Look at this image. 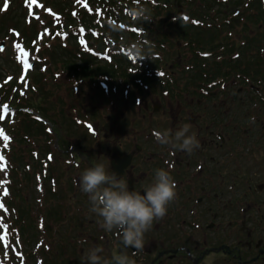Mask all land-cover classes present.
Returning a JSON list of instances; mask_svg holds the SVG:
<instances>
[{
	"label": "rangeland",
	"instance_id": "rangeland-1",
	"mask_svg": "<svg viewBox=\"0 0 264 264\" xmlns=\"http://www.w3.org/2000/svg\"><path fill=\"white\" fill-rule=\"evenodd\" d=\"M242 1L240 7L235 9L232 8L231 0H223L222 2L228 4V6L224 8L226 9V13L236 14L238 10L241 11L243 9L248 0ZM77 2L82 4V0H77ZM261 3H264V0H262ZM39 4L40 2L38 0H36L35 4H31L30 0L29 2H26V0H12L11 3L9 1L8 20L3 33L0 34V49H2L0 50V93L5 92V89L10 87L9 85L12 82V78H17L24 82L25 76L30 72L32 73L38 63V61L35 62L36 60L33 50H23L20 46L21 41L13 40L9 42L11 38L19 39L11 28L14 26L20 29L25 28V26L22 27L23 23L18 19L14 21L16 16L12 17L13 14H18V12L19 14L22 13V10L17 8H25L26 17L29 16L33 19H37L38 16H40L38 21L45 18L50 24V32L52 31V28L58 26L57 18L48 11L43 10V8L41 9ZM5 5L7 6L6 0H0V9ZM184 5L185 3L177 0L176 11L180 13ZM116 11V9H112L114 14H116ZM81 13L82 12H78L75 17L78 18ZM86 14L94 18L90 11L86 12ZM98 15V11L95 12V16L98 17ZM228 19L229 17H226L223 20L227 21ZM104 20L105 19L100 21ZM115 20H117V16L115 17ZM34 21L35 22L30 20L34 25L40 24V22L37 23V20ZM110 23L111 22L109 21L106 25ZM156 25L157 24L151 20V27H155V40L160 41L161 44H165L163 49L165 57H163V60L159 64L155 66L152 64L149 65V74L154 75V73H157V69L158 72L161 70L167 74L172 73L177 79L175 81L173 92L179 93L180 91L179 94L170 95L169 93L165 94L162 91L163 89H170L166 85H163L162 88L160 87L164 81L165 74L157 77L155 79L156 83H151L150 86L141 85L142 87L140 86L139 89L136 87L119 86H116V88L107 87L105 89L104 86L98 84L97 81L102 80L106 83L109 77L101 76L96 77L90 83H87L86 80L79 81V83L73 81L72 78H66L64 74L61 75L60 72L56 70L53 71L56 73V77L51 76V78L49 77L51 72L46 71L45 73H41L39 70L37 71L39 73L37 76L39 77V81L37 82L43 86V90H47V93H44L46 101V118L52 120L51 125L56 127L57 135H55V137L57 136L58 142L63 149L68 145V142L70 143L73 141L75 143V140H77L80 151L89 154L93 159L94 164L97 162H103L107 168L109 167V154L105 153V150H109L110 146L114 145L116 148L118 147L120 149L119 153H123L126 150L125 148L129 141V137H135L137 134L136 129L139 128V121L144 122L146 125L147 120L149 119L148 122H150V126L155 127L157 125L163 129L164 126L168 127L171 125V129L175 131L183 124L188 123V115L193 116L195 122L205 119V121L207 120L205 123H207L213 120H227L237 112L238 98H241V100L244 101L246 96L243 93L234 90L239 86V83L234 80L229 81L228 78L220 79L217 75H209L207 77L209 83L195 81V84L190 83L185 87L186 89H194L193 93H186L185 88L180 90V84L186 82L187 78L191 77L189 71L191 67L190 63L193 61L189 59L190 48L185 43L178 46L179 40L175 38L177 36L172 27ZM156 27L158 28L156 29ZM235 27L236 26H233L225 32L221 30L219 36L222 37L225 34L230 40H236V38L239 37V30L238 27ZM109 30V27H106V32ZM52 33L54 34L56 32L53 31ZM60 36L61 34L59 37ZM78 37L80 39L78 42L80 46H78V48L82 49L83 44L80 34H78ZM52 42H56L55 44L57 47H65L67 49L75 48L73 41H63L62 38L61 40L58 39ZM17 45H19V47H17ZM202 50L206 49L203 47ZM193 51L198 54V50L194 49ZM158 52L161 56V51L159 50ZM205 52H207L208 55L206 57H201V59L210 57V52ZM92 53L95 55L94 59L96 62H98V60H100V62L105 61V59L100 58V56L110 54L109 49L106 47H103L100 50V56H98L99 52H97V50H93ZM47 54L49 55V53ZM43 55L45 59H39V63H43L46 68L49 64V57L48 55H45V53H43ZM24 56L28 58L27 64L30 65L28 68L25 67V63L21 62ZM58 56H55L54 58H57ZM243 57L244 55L242 54V58ZM129 58L134 60V56L129 55ZM230 58V56H225V61L228 59L231 60ZM135 64L136 63L132 65L130 63L134 71L137 70V65ZM225 68L228 69V67ZM39 69L42 70L41 67H39ZM31 73L28 77L30 79L32 78ZM210 73L215 74V71L212 70ZM201 76L203 79L204 74ZM8 79L10 81L7 83ZM156 84L158 87H153ZM201 88H207L208 91L210 89V92L214 93L221 89H224L225 91L223 92L224 94L222 93L218 95V92H216V96L211 94L204 97L201 96V93L199 92ZM114 89H117V91H112ZM242 89L250 92V86ZM12 90L13 88L10 87L11 92ZM24 90V87L18 86L17 94L14 98L15 102L18 101L21 103L20 99L26 94V91L24 93ZM124 90L128 93L127 96H125ZM133 94L136 98H132L131 101V95ZM8 96L11 97L10 94ZM196 99L201 100V102L199 104L196 103ZM212 101L215 103L216 113L209 110V108L203 109L202 107V105H208ZM143 104H146L145 107ZM3 109V111L0 109V133H2L0 134V146H3L5 142L8 143V139H5V137L8 138L7 130L11 126H17L18 123H16V121L22 116L21 114L16 115V112L5 107H3ZM218 111L223 113L218 114ZM214 114L218 117L217 119L213 118ZM243 120H245V117L242 121ZM82 122H84L88 128H90L92 124L98 137L92 138L94 136L86 132L84 129L85 127L82 126ZM160 123H162V125H160ZM44 124L50 125L49 123ZM47 125L44 127V133L47 130ZM201 125H204V123ZM191 129L193 131L192 126ZM201 131L203 134V128ZM13 137L14 132L10 135L11 142L14 140ZM51 137L52 135H50V133H45L43 135L34 134L29 138V143L26 146H14V150H17V154L19 155L24 170L27 171L28 180H25L24 182L19 174L14 177L19 183L17 189L20 190L21 197L24 198L29 207H32L31 215L35 219L39 218V215L43 216V222L44 225H46L45 229L43 228L44 232H46V236L51 235L46 239V242L48 244L51 242L55 253L52 258L47 259L51 260L53 264L54 262L58 264L59 258L61 260L62 254H64L66 258L61 264H81V257L84 254L85 249L93 246L96 242H94L93 239H89L87 240V244L81 245L78 241L84 239L83 236L88 239V234L90 236H96L100 232L96 223L97 219L100 218L89 212L87 196L80 191L79 185H77V187L71 186L73 184L71 177L76 174L79 176V173L85 168H83L82 165L79 168H72L70 167V164H66L65 159H69L68 152L67 155L65 154L64 156L55 152L53 137ZM141 141V136H138L139 145L144 144ZM46 151L52 153V161L48 164L44 154ZM119 153L117 154L119 155ZM33 154H35V156ZM4 157V152H0V158H2L0 159V204L3 205V207L0 208V237H4L3 239H0V264H24V260H22V250L24 253L34 255L33 262L31 258L28 260L29 264H43L41 261L42 255L39 253V245H37L36 242L40 237L42 238V242H45L43 231H41L42 229L37 228L38 232L34 236L21 235V239L17 232L12 231L11 222L8 218L14 216L15 212H12L11 209H7L4 204L6 199L10 196L8 193L7 195L4 194L6 190L5 187H7V183L9 182V180L6 179V174H8L7 172L9 171L10 163L8 166V161L6 163V158L4 159ZM38 160L40 161V164ZM258 160L259 158L257 157L253 162H257ZM31 164L33 170L35 169L34 174L30 170L31 168L29 165ZM49 169L52 170V172L54 171V173L51 175V179H47L45 182V175L48 173ZM75 169L76 171H74ZM256 170L258 172V180L264 181V166H260V169L256 168ZM145 180L146 178L144 179L143 184L148 182V178L146 182ZM41 182H43L44 187H49L50 189L54 188V190L56 189V191L53 192L54 197L52 198L54 199L52 201L49 200V197L42 198V192L45 188H43V186L41 187ZM263 197L264 191L260 194H256L257 200H260ZM262 207L264 208V206ZM49 208L55 209V213L51 214L50 217H48L46 212ZM79 208L82 209V213L86 211V215L81 214V211H77ZM159 221L163 222V218ZM38 222L40 223L39 220ZM5 225L8 226V229L7 227H4ZM162 228H165L166 231ZM176 233L177 230L175 229V226L170 223L159 224L156 230L151 229L146 234L157 239H166L168 236H173ZM100 246L103 247V244ZM103 249L105 250V247ZM100 255L104 258L111 259L114 253L111 254L110 252L103 251ZM26 263L28 264L27 261Z\"/></svg>",
	"mask_w": 264,
	"mask_h": 264
},
{
	"label": "flooded vegetation",
	"instance_id": "flooded-vegetation-1",
	"mask_svg": "<svg viewBox=\"0 0 264 264\" xmlns=\"http://www.w3.org/2000/svg\"><path fill=\"white\" fill-rule=\"evenodd\" d=\"M263 50L264 46L257 48L255 44L248 57L256 59ZM262 75L252 73L250 77ZM241 80L239 73L236 78L239 86L234 90L243 93L246 99L238 98V109L232 117L205 123V119L195 122L188 115L191 132L201 144L191 155L180 150L172 155L168 146L159 144L154 131L171 129V125L164 129L150 126L149 119L146 125L139 121L137 134L129 137L123 153L114 145L105 150L109 154V171L123 176L129 190H141L143 194L144 179L150 182L155 169L170 172L176 183V197L168 205L163 222L154 221L152 229L172 223L177 233L166 239L145 233V247L136 252L134 247H121L116 230L105 232L96 222L100 233L88 234V240L93 239L94 245L103 244L104 251L114 255L123 251L136 264H264V197L256 199V194L264 191V181L258 180L256 170L264 166V88L244 82L250 86V92L244 91ZM193 91L187 89L186 93ZM224 91L216 92L220 95ZM199 92L204 97L216 96L210 90ZM202 107L216 113L213 101ZM213 118L218 117L214 114ZM138 136L143 145H139ZM76 146L78 160H83L81 165L86 168L94 164L89 154L80 151L78 143ZM257 157L259 160L253 162Z\"/></svg>",
	"mask_w": 264,
	"mask_h": 264
},
{
	"label": "trees",
	"instance_id": "trees-1",
	"mask_svg": "<svg viewBox=\"0 0 264 264\" xmlns=\"http://www.w3.org/2000/svg\"><path fill=\"white\" fill-rule=\"evenodd\" d=\"M9 1L11 3L12 0H7L8 5L5 8L0 9V34L3 33L6 27V22L8 20L7 18L9 14ZM180 1L182 3H185L182 8L184 18H174V14L169 13L170 10H174L177 7V0H139L140 3L150 9L151 14L153 15L151 20H153L157 24L156 26L163 25L166 27H172L177 36L175 38L179 40L178 43H185L188 45V47L190 48L191 61H198V58L196 57L193 51L194 49L201 51L204 47L208 52L212 54L210 56V60L212 61L215 57H219L224 53L234 51L232 42L229 43V41H220V39L218 38H211V36H216L217 31L220 30V19H217V17L223 15V13L220 11L221 9L219 8L220 0ZM40 2L43 10L53 13L59 17V28L63 30L66 34V37L62 38L63 41H73V38L75 37L73 32L76 30V27L79 24H81L85 28H96L98 31H101L99 33L105 31V21H101L98 23L94 20L92 16H88L85 13H81L78 18H76L75 15H71L72 10H74L75 7L73 5V2L70 0H40ZM240 2L241 0H231V4H233L232 7L236 8V6L239 5ZM136 3L137 0H86L87 7H90L91 9H94L95 7H100L104 11V16L102 19L111 17L115 20V17L117 16V21L119 22V25H122L121 28L125 29H120L119 27L115 26V24H111L113 27L110 28V30H113L114 34H118L119 37H122L119 38L120 41H126V44H130L136 41L138 39V36L140 35L139 29L138 32H136L128 28V26H133L128 19V9L131 6H134ZM213 6H215V8H213ZM249 7L255 8L253 3H249ZM113 8L117 10L116 14L112 12ZM17 9H21L22 13L19 14L18 12V14H13L12 17L16 16V18L11 19H14V21L18 19L23 23L22 27L25 26V28L20 29L14 26L11 29L17 32L18 37L22 39L23 43H25L30 48V50H33L38 63L36 64V68H34L35 70L31 73L32 78H28V87L26 90V95L20 99L21 103H19L18 101V103L13 102L11 99L16 96V92L15 94H12L11 98L8 96L11 92L10 87H13L14 85L13 81L9 85L10 87L5 89V92L0 93V101L10 103V106H14L18 112L23 111V109L32 110L37 113L39 117L48 121L50 124L48 126L49 130L45 133H50V135H52L53 141L56 140V146L60 149V143L58 142L57 136L55 137V135H57V129L55 126L51 125L52 120L46 118V101L44 93H47V90H43V86L37 82L39 81V77H37L39 74L37 72L38 70L41 73H45L46 71L51 72L49 76L50 78L51 76L56 77V73L53 72L56 70L60 72L61 75L64 74L66 78H72V80L75 82L86 80L87 83H90L96 77L103 76L109 77L107 83L117 85V80L120 77H125L124 82H130L132 81V79L130 78L125 81L128 73L125 72V69H123V71L121 70L122 72L119 71L121 67L123 68V60L119 61L117 58H115L112 63L94 65L92 62V57L89 54L80 51L74 41L73 43L75 44V48L67 49L65 47H57V45L55 44L56 42L52 41L58 40V36H50L46 33V31L50 28V24L47 22V20H44V23L37 27L36 24L35 26L34 23L30 22V20H32L31 18H27L25 16L24 9ZM123 10L127 11V13H121V11ZM161 11L164 12V14L160 13ZM78 12H81V10H79ZM209 18H212V20H210ZM151 20L147 22L142 21L141 27L146 31L147 38L153 43H155L156 47H159V43L154 40L155 27H151ZM32 21L35 22L34 20ZM231 21H233L231 22L232 25L237 22V24L240 23L244 26L251 24L255 26L256 24H260L263 27L264 12L260 10L259 4L254 13L249 12L248 8L245 7L239 15H233ZM99 24L101 26H99ZM109 25L110 24H108V26ZM222 25H224L223 22L221 23V26ZM157 28L158 27H156V29ZM260 29L261 28L259 27L256 29V31L259 32L257 35L259 37H263L264 31ZM260 39L262 40V38H259V40ZM99 40L100 39H98V41ZM110 41L113 42L115 41V39H111ZM34 42H39V45L35 47L36 45H34ZM99 43L100 42H98L97 44ZM221 49L222 52L220 51ZM43 53H45V55H48L47 53H49V64L48 66H46V68L43 67V70H40L39 59H45ZM55 56L58 57L54 58ZM145 60H147V58ZM212 63L217 67L219 73L226 72L223 70V68L219 69L215 62ZM225 63L228 65V67H230L231 70L239 69V66H237L238 64L236 65L234 60H227L225 61ZM243 64L241 63L240 67L242 65L245 66L246 63ZM8 97L9 99H11V102L8 101ZM13 131L14 140L12 142V146L10 145V156L14 161V166L13 168H10V177H12V180L14 182L13 187L16 188L17 184L15 182L14 176L19 174L24 182L28 179V176L27 171L24 170L19 155L17 154V150H14V146L22 145V147H24L29 143V138L32 137V135H43L45 133L43 132L44 125L42 124V121H36L32 118H29L26 114L23 118L19 120L18 125L15 127V129H13ZM54 151L60 153L56 148H54ZM48 162L50 163V161ZM53 173L54 171L52 172V170L49 169L48 173L45 175V180L51 177ZM45 197H49L50 201L54 199L52 198L54 197V193L50 191L49 187H45ZM6 205L8 209H11L13 212H15L14 218H11L12 231L17 232L20 239L21 235L33 236L35 229L34 218L30 213V207L25 202L24 198L21 197L20 190H17L16 192L12 193L11 198L6 201ZM46 212L47 215L50 216L51 213H53L54 211L49 208L46 210ZM24 254V258L27 261L32 258L31 254ZM47 258H51L50 251H43L42 260L44 264H51L52 262H50V260H48Z\"/></svg>",
	"mask_w": 264,
	"mask_h": 264
},
{
	"label": "clouds",
	"instance_id": "clouds-1",
	"mask_svg": "<svg viewBox=\"0 0 264 264\" xmlns=\"http://www.w3.org/2000/svg\"><path fill=\"white\" fill-rule=\"evenodd\" d=\"M152 17L150 9L139 0L128 9L130 23L140 32L136 41L125 45L130 50L129 54L135 57L136 64L146 58H155L153 50L156 44L147 38L146 31L141 27L142 21H150ZM109 26L113 27L111 24ZM190 129L191 125L185 123L175 131L168 129L154 131L153 134L159 144L172 150V155H175L176 150L191 155L201 144ZM78 185L87 196L89 212L100 218L97 221L99 226L109 233L116 230L121 247H134L136 252L144 249L145 233L152 229L154 221L166 215L168 205L176 197V183L170 172L163 168L155 169L151 181L142 185L143 194L141 190H129L126 179L110 172L103 162L91 164L79 173ZM78 243L84 245L88 241L81 239ZM103 251L99 245L88 247L81 257V264H136L123 251L111 259L102 257L100 254Z\"/></svg>",
	"mask_w": 264,
	"mask_h": 264
},
{
	"label": "snow or ice",
	"instance_id": "snow-or-ice-1",
	"mask_svg": "<svg viewBox=\"0 0 264 264\" xmlns=\"http://www.w3.org/2000/svg\"><path fill=\"white\" fill-rule=\"evenodd\" d=\"M26 2H29V0H26ZM30 3L31 4H35L36 3V0H30ZM85 7H87V5H85ZM17 47H19V45H17ZM0 50H2V49H0ZM23 51V50H22ZM25 67L26 68H28V67H30V65L29 64H27V62H25ZM0 134H2V133H0ZM5 139H8L7 137H5ZM0 159H2V158H0ZM5 195H7V191L5 190V193H4ZM3 207V205L2 204H0V208H2ZM4 227H7L6 225L4 226ZM6 235V234H5ZM4 237H0V239H3Z\"/></svg>",
	"mask_w": 264,
	"mask_h": 264
}]
</instances>
